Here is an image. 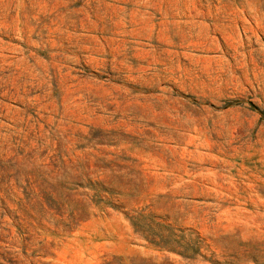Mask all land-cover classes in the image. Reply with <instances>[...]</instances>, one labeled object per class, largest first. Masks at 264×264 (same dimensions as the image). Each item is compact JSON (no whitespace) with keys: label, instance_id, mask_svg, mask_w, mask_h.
Instances as JSON below:
<instances>
[{"label":"rangeland","instance_id":"obj_1","mask_svg":"<svg viewBox=\"0 0 264 264\" xmlns=\"http://www.w3.org/2000/svg\"><path fill=\"white\" fill-rule=\"evenodd\" d=\"M264 0H0V264H264Z\"/></svg>","mask_w":264,"mask_h":264},{"label":"trees","instance_id":"obj_2","mask_svg":"<svg viewBox=\"0 0 264 264\" xmlns=\"http://www.w3.org/2000/svg\"><path fill=\"white\" fill-rule=\"evenodd\" d=\"M261 113H262V114H264V112H263V111H261Z\"/></svg>","mask_w":264,"mask_h":264}]
</instances>
